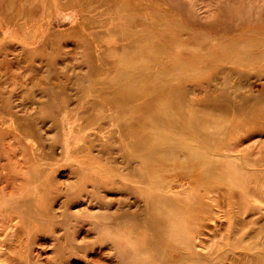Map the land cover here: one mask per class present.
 Wrapping results in <instances>:
<instances>
[{"label":"rangeland","instance_id":"obj_1","mask_svg":"<svg viewBox=\"0 0 264 264\" xmlns=\"http://www.w3.org/2000/svg\"><path fill=\"white\" fill-rule=\"evenodd\" d=\"M0 63L132 74L124 112L83 109L38 161L0 264H264V0H0ZM198 186L219 199L200 218Z\"/></svg>","mask_w":264,"mask_h":264},{"label":"bare ground","instance_id":"obj_2","mask_svg":"<svg viewBox=\"0 0 264 264\" xmlns=\"http://www.w3.org/2000/svg\"><path fill=\"white\" fill-rule=\"evenodd\" d=\"M96 64L69 63L60 67L59 63H45L46 69L33 66L29 69L33 72L25 76L9 73L13 63H0V68L6 69L7 76L3 79L4 74L0 73V216L12 220L18 203L17 198L28 191L25 183L32 180L33 174L36 180L40 172L43 174L38 161L54 156L56 147L63 140L62 135L67 136L66 141H69L70 146L80 139L81 118L77 119L75 115H79L83 109L90 111L93 120L98 123L94 112L97 108L122 110L120 112L126 110L128 99L119 96L114 87L118 86L121 78L130 82L132 74L125 72L114 78L103 73L106 64H103V67ZM136 72L138 80L142 72ZM72 88L77 91L78 96V104L74 108L70 107L74 100L70 94ZM7 89H10L9 92ZM17 90H21L20 109L12 104ZM36 92L41 96L37 98ZM47 122L51 124L45 128L43 125ZM72 122L75 127L68 126ZM48 130L56 131V134L52 138L46 137ZM100 132H103L102 127ZM69 134L71 136L68 137ZM48 165L54 167V164ZM201 172L203 173L202 170ZM81 179L78 178V181L81 182ZM204 182H198L187 175L185 183ZM188 187L186 192L191 193L193 186ZM199 190L200 187L195 197L187 201L182 212L195 211L196 216L200 218V214L202 216L208 211L205 209H208L210 202L219 203V199L210 196V192L200 193ZM208 215L209 213L205 216ZM10 237L12 236L5 235V239L11 240Z\"/></svg>","mask_w":264,"mask_h":264}]
</instances>
